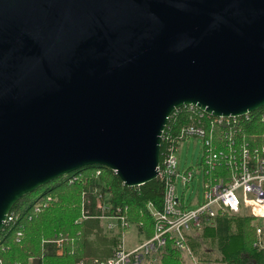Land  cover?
Wrapping results in <instances>:
<instances>
[{
    "label": "water",
    "instance_id": "water-1",
    "mask_svg": "<svg viewBox=\"0 0 264 264\" xmlns=\"http://www.w3.org/2000/svg\"><path fill=\"white\" fill-rule=\"evenodd\" d=\"M188 105L264 106V0H0V231L22 196L82 167L158 177Z\"/></svg>",
    "mask_w": 264,
    "mask_h": 264
},
{
    "label": "trees",
    "instance_id": "trees-1",
    "mask_svg": "<svg viewBox=\"0 0 264 264\" xmlns=\"http://www.w3.org/2000/svg\"><path fill=\"white\" fill-rule=\"evenodd\" d=\"M196 110L190 105L181 106L170 116L163 133L169 139L162 140L160 161L170 145H179L187 138L182 137L181 131L191 122V114ZM259 112L260 109L252 113L254 117L251 120L244 119L237 126L223 128L208 124L212 146L225 149L227 145L224 140L228 131L239 144L249 139L251 146L257 147L255 144H259L260 140L252 137V134L264 132L258 121ZM206 151L207 147L203 144L200 163L204 165L205 173L214 177L219 171L226 174V166L215 170L205 165ZM38 189L41 193L35 196ZM38 189L22 196L13 206L18 217L8 230L1 233L0 259L4 264H14L16 261L26 264L30 257H34L37 264H78L82 259L105 260L113 255L127 228L120 223L116 228H109L108 218L100 216L124 215L129 226L137 229L141 239L152 237L156 224L153 211L163 209L165 180L158 176L144 184L128 186L114 170L89 165ZM184 192L185 189L181 195V206L186 208ZM39 201L46 203L38 212H33V206ZM30 212L32 218L29 219L25 215ZM253 218L228 209H220L214 216L202 215L200 225L187 234L186 244L190 253L180 247L175 238L167 236L165 243L156 246L147 259L155 263L158 260V264H188L189 256L207 261L211 259L212 250H216L220 254L216 259L226 264H264V248L252 241L250 236L249 230L255 229L251 224ZM18 224L24 230L20 241L13 233ZM60 234L64 237L61 244L46 241Z\"/></svg>",
    "mask_w": 264,
    "mask_h": 264
},
{
    "label": "built area",
    "instance_id": "built-area-1",
    "mask_svg": "<svg viewBox=\"0 0 264 264\" xmlns=\"http://www.w3.org/2000/svg\"><path fill=\"white\" fill-rule=\"evenodd\" d=\"M191 114V122L185 126L182 131V137H202L203 144L207 147L205 155V165L212 169L220 170L221 167H227V173L221 171L213 181L205 185L204 199L196 207L181 206V199L178 191V182L181 181L183 187H186L193 177V172L180 170L179 157L177 152L179 145L172 144L167 148L162 161L159 163V177L165 180V193L163 209L154 210L156 217L155 232L152 237L147 238L132 248L125 246L124 235L118 244L113 255L105 260L101 259H82L78 264H145L147 257L156 246H162L166 237L175 238L176 243L186 248L190 253L191 250L186 244L187 234L192 228L200 225L202 215L214 216L220 209H228L234 212L245 210L248 215L253 217H264V132L252 134L255 139L260 140L257 147H252L249 139L239 144L237 139L226 131L225 149H218L212 146V135L208 134V124L227 128L228 126H237L240 121L251 120L253 112H248L239 116H215L199 109ZM259 110V109H258ZM258 121L264 128V106L260 108ZM241 130V129H239ZM234 131V130H233ZM164 133V131H163ZM186 138V139H187ZM168 140L167 134H162V140ZM262 141V142H261ZM239 144V145H238ZM205 171V170H204ZM46 203V202H45ZM43 202H37L32 211L38 212ZM98 207L103 206L98 204ZM243 212V211H242ZM84 217H86L83 214ZM18 217L16 211L9 212L4 227L0 231V247L2 244L3 231L9 229ZM32 218L31 212L25 215ZM108 218L109 228H116L118 223L128 228L130 223L124 215L100 216ZM256 234L261 238L255 242L258 246L264 248L262 237L264 236V227L260 224L255 225ZM14 236L18 241L24 236V230L18 224L13 230ZM64 237L62 234L54 239H47V242H57L61 244ZM0 264H4L0 259ZM14 264H25L16 261ZM26 264H37L34 257H30Z\"/></svg>",
    "mask_w": 264,
    "mask_h": 264
},
{
    "label": "rangeland",
    "instance_id": "rangeland-1",
    "mask_svg": "<svg viewBox=\"0 0 264 264\" xmlns=\"http://www.w3.org/2000/svg\"><path fill=\"white\" fill-rule=\"evenodd\" d=\"M202 147H203V138L202 137H195V136H189L187 139L182 141L179 150L177 152V155L180 160V170L184 172L188 169V171L193 172V177L189 181L188 186L185 188L184 197L186 198L187 203H189L190 206L196 207L198 206V203L195 200L203 201L204 199V192H205V185L208 182L213 181L215 178L212 174H206L204 171V165L200 163L201 155H202ZM178 191L180 193V196L183 193V185L181 181L178 182ZM41 193V190L38 189L35 191V196H39ZM245 211V210H242ZM248 214V212H242ZM105 221V220H104ZM251 224L255 225L260 224L264 227V217H254L253 220H251ZM104 227V223H102ZM105 229V228H104ZM251 240L254 242L259 241L261 238L256 234L255 229L249 230ZM136 234L137 229L131 225L129 228H127L125 235H124V241L125 246L127 248H131L136 246L137 244L141 243L139 241L140 236L138 237ZM264 242V236L262 237ZM146 240V239H145ZM211 246H208L209 248ZM149 257V256H148ZM147 257V258H148ZM220 257V254L216 250H212L211 252V259L207 261H200L195 256H189L187 258L188 264H226L224 262H221L220 260L216 259ZM157 263L152 262L150 260H146L145 264H158V260H156Z\"/></svg>",
    "mask_w": 264,
    "mask_h": 264
},
{
    "label": "crops",
    "instance_id": "crops-1",
    "mask_svg": "<svg viewBox=\"0 0 264 264\" xmlns=\"http://www.w3.org/2000/svg\"><path fill=\"white\" fill-rule=\"evenodd\" d=\"M179 164H180V160H179ZM187 186H188V185H187ZM185 188H186V187H183V190H184ZM179 195H180V193H179ZM180 199H181V196H180ZM195 201H196L198 204L201 202V201L198 200V199L195 200ZM186 203H187V202H186ZM186 205H187V207H191V208H193L192 206L189 205V203H187ZM243 212H246V211H243ZM129 227H130V226H129ZM129 227H128V228H129ZM125 232H126V231H125ZM136 235L139 237L138 234H136ZM144 240H145V239H144ZM144 240L141 239V236H140L139 241L142 242V241H144ZM133 247H134V245H133ZM131 248H132V247H131ZM109 256H110V255H109ZM107 257H108V256H107Z\"/></svg>",
    "mask_w": 264,
    "mask_h": 264
}]
</instances>
